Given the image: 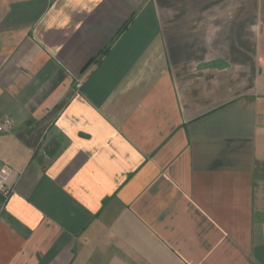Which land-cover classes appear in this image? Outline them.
Returning a JSON list of instances; mask_svg holds the SVG:
<instances>
[{"label": "crops", "instance_id": "0c3cea01", "mask_svg": "<svg viewBox=\"0 0 264 264\" xmlns=\"http://www.w3.org/2000/svg\"><path fill=\"white\" fill-rule=\"evenodd\" d=\"M0 264H264V0H0Z\"/></svg>", "mask_w": 264, "mask_h": 264}, {"label": "built area", "instance_id": "2783aa9c", "mask_svg": "<svg viewBox=\"0 0 264 264\" xmlns=\"http://www.w3.org/2000/svg\"><path fill=\"white\" fill-rule=\"evenodd\" d=\"M12 125L11 120L6 119L0 123V130H6ZM12 173V169L7 164H2L0 166V196L7 201L12 193L13 189L9 183V179Z\"/></svg>", "mask_w": 264, "mask_h": 264}]
</instances>
